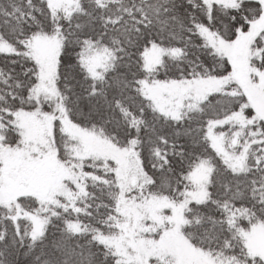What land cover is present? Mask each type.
Listing matches in <instances>:
<instances>
[{"label": "snow or ice", "instance_id": "snow-or-ice-1", "mask_svg": "<svg viewBox=\"0 0 264 264\" xmlns=\"http://www.w3.org/2000/svg\"><path fill=\"white\" fill-rule=\"evenodd\" d=\"M0 264H264V0H0Z\"/></svg>", "mask_w": 264, "mask_h": 264}]
</instances>
